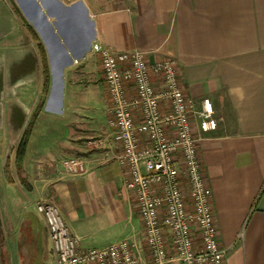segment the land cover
Returning a JSON list of instances; mask_svg holds the SVG:
<instances>
[{"label":"crops","instance_id":"0c3cea01","mask_svg":"<svg viewBox=\"0 0 264 264\" xmlns=\"http://www.w3.org/2000/svg\"><path fill=\"white\" fill-rule=\"evenodd\" d=\"M94 42L143 50L150 62L174 57L186 95L198 108L210 98L218 126L202 132L198 146L219 242L227 264H264V0H0V51L16 50V73L25 50L38 57V74L11 86L26 116L22 129L10 137L0 124V244L19 241L7 237V229L18 228L42 254L50 237L30 203L48 198L81 248L127 237L148 251L135 196L124 187L128 174L117 159L113 102ZM38 43L47 55V86ZM32 85L29 102L23 90ZM34 115L18 170L12 149ZM43 117L61 123L62 139L37 146L32 136ZM69 159L81 160L83 171L72 172Z\"/></svg>","mask_w":264,"mask_h":264},{"label":"built area","instance_id":"2783aa9c","mask_svg":"<svg viewBox=\"0 0 264 264\" xmlns=\"http://www.w3.org/2000/svg\"><path fill=\"white\" fill-rule=\"evenodd\" d=\"M93 50L101 55L113 102L109 124L122 150L117 159L128 174L124 187L135 196L151 263L227 264L198 146L201 133L218 126L212 101L203 98L198 108L186 95L174 57L150 62L143 50L100 42ZM64 164L72 172L84 168L79 159ZM35 209L47 225L56 264H146L131 238L83 249L54 201L38 199Z\"/></svg>","mask_w":264,"mask_h":264},{"label":"rangeland","instance_id":"374dc122","mask_svg":"<svg viewBox=\"0 0 264 264\" xmlns=\"http://www.w3.org/2000/svg\"><path fill=\"white\" fill-rule=\"evenodd\" d=\"M20 30L21 28L19 29V31ZM33 90H34V85L28 86L26 90H23L24 92L23 96L29 102H31L34 98L33 92H32ZM30 119H32V117H30ZM62 127L63 126L61 125V123H58L57 120L54 118L43 117L39 119L37 127L34 130V133L32 136V140L34 141L33 144H36L38 146L41 140H47V139L61 140L62 139L61 135L63 133ZM49 128L50 129L54 128V131L51 132L52 133L51 135H48L47 133ZM33 151H35V147H32V152ZM30 207H31V210L35 211V201L30 203ZM21 232H22L21 229L19 230L18 228L15 229V232L10 229H7L8 238H20V240L18 239L19 241L13 240L12 242L9 243L11 252L13 251L16 252L15 254L16 260L14 264H33L32 256H33L34 264H56V259L52 251L51 241L44 238L42 242V246L44 248L43 253L41 254V249L39 252L33 253L35 250V247H33V244L29 243L28 240L25 239V238H30V237H25L24 235H21ZM9 247L5 243L4 246L3 244L0 246V250L4 252V251L9 250ZM144 248L145 247H141V250L142 252H145L144 256H145V259H147V263H150L151 260L148 258V251H144L145 250ZM17 256L22 259H19Z\"/></svg>","mask_w":264,"mask_h":264},{"label":"flooded vegetation","instance_id":"af4514ba","mask_svg":"<svg viewBox=\"0 0 264 264\" xmlns=\"http://www.w3.org/2000/svg\"><path fill=\"white\" fill-rule=\"evenodd\" d=\"M16 50L12 49L10 51H4L3 53L0 52V68L1 65H5L3 71L0 69V85L1 82H4L3 90H0V124L2 126H7L9 128L10 137H14V133L16 128L18 127L19 123L24 119V112H22V108H18L16 105V101L13 100L12 95L14 91L12 90L11 86L14 85L19 80V76L16 73ZM24 56H28V50H25L22 53ZM26 77L30 75V73H25ZM25 77V78H26ZM24 79V77H22ZM24 109V108H23ZM6 113L5 119H2V115ZM2 114V115H1ZM4 120V121H3ZM4 128V127H3ZM16 147V146H15ZM14 147V148H15ZM14 148L12 150H14ZM5 150L0 149V157L4 156ZM36 241L33 242L35 246ZM2 244H0L1 246ZM5 243H3V246ZM9 247V246H8ZM37 251L34 250L33 253ZM16 252H11L10 247L9 250L2 252L0 250V264H14L16 260L15 256ZM34 255V254H33ZM18 257V256H17ZM19 258V257H18ZM22 259V258H19ZM32 262L34 264L33 256Z\"/></svg>","mask_w":264,"mask_h":264},{"label":"trees","instance_id":"16d2710c","mask_svg":"<svg viewBox=\"0 0 264 264\" xmlns=\"http://www.w3.org/2000/svg\"><path fill=\"white\" fill-rule=\"evenodd\" d=\"M30 30H31L33 36L35 38H37L36 32L31 27H30ZM38 52L40 54L41 61H42L44 84L47 86L49 79H50V74H49V67H48V60H47L46 51H45V49L41 43H38ZM37 110L38 111L35 114L36 116L40 110V107H38ZM35 115H34L32 121L28 124L25 131L23 132V134H22L19 142L17 143L16 147L14 148L15 159H16V164H17L18 170L21 168V165H22L25 153H26L27 145H28L30 135H31L32 129H33V124L35 121Z\"/></svg>","mask_w":264,"mask_h":264},{"label":"water","instance_id":"95a60500","mask_svg":"<svg viewBox=\"0 0 264 264\" xmlns=\"http://www.w3.org/2000/svg\"><path fill=\"white\" fill-rule=\"evenodd\" d=\"M27 44L29 42H26ZM25 43V44H26ZM28 52H29V55L28 56H24L22 61L19 63V67L17 69V76H23L25 75V73L27 74V71L28 73L31 74H38V57L36 56V53L33 49H28ZM4 89V82L2 83L1 82V85H0V90H3ZM25 119H26V116L24 117V119L19 123L18 127L20 129H22L24 123H25Z\"/></svg>","mask_w":264,"mask_h":264}]
</instances>
